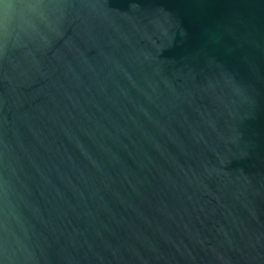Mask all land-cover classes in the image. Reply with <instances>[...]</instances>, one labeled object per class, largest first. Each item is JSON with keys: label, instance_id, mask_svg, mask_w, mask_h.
I'll list each match as a JSON object with an SVG mask.
<instances>
[{"label": "water", "instance_id": "95a60500", "mask_svg": "<svg viewBox=\"0 0 264 264\" xmlns=\"http://www.w3.org/2000/svg\"><path fill=\"white\" fill-rule=\"evenodd\" d=\"M0 264H264V0H0Z\"/></svg>", "mask_w": 264, "mask_h": 264}]
</instances>
